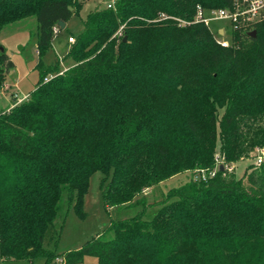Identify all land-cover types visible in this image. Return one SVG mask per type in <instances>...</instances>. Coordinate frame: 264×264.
I'll return each mask as SVG.
<instances>
[{"label": "trees", "instance_id": "16d2710c", "mask_svg": "<svg viewBox=\"0 0 264 264\" xmlns=\"http://www.w3.org/2000/svg\"><path fill=\"white\" fill-rule=\"evenodd\" d=\"M81 1L0 0V30L36 17L39 55L29 97L0 109V257L56 264L44 234L64 195L84 217L95 172L107 209L141 203L143 189L173 174L215 169L171 189L149 217L111 218L59 264H264V158L240 178L227 169L264 147V21L225 48L202 23L159 17L191 20L197 5L231 0H114L68 32L74 64L59 74L60 62L41 56ZM13 67L2 47L0 87Z\"/></svg>", "mask_w": 264, "mask_h": 264}, {"label": "rangeland", "instance_id": "374dc122", "mask_svg": "<svg viewBox=\"0 0 264 264\" xmlns=\"http://www.w3.org/2000/svg\"><path fill=\"white\" fill-rule=\"evenodd\" d=\"M108 1H81L82 9L70 18L67 24L68 31L59 29L53 39L52 48L48 49L41 56L45 66H51L58 60L60 62V74L65 71L63 70L64 68L74 64L70 58L66 57L70 44L74 42L69 41V35L78 34L83 29L82 21L86 14L95 9L104 8ZM217 26H224L227 29L225 21L211 23L208 29L212 32L213 37L216 36L214 28ZM120 30L121 28L118 32ZM37 34L38 23L34 16L8 24L0 30V44L14 63V67L6 73L3 85L0 87V109H5L10 105L13 98L17 99L30 95L39 80V71L37 69L39 55L36 48ZM73 37L74 40L75 36L73 35ZM48 73L47 76H55L57 74L54 71H49ZM261 151L264 153V147L261 149L257 148L251 152L250 157L247 159H242L239 162L231 164L236 178L242 177L246 173L248 166H257L255 159L258 154H261ZM101 177V173L95 172L89 178L88 188L84 196V217L80 218L72 206L68 209L66 196L62 197L59 211L60 216L56 218L52 226L48 227L42 243L43 249L55 252L56 264L60 263V259L58 258L60 254L68 250L78 249L92 238L101 234L109 224L111 218H127L140 212L142 209L145 210V217H149L159 207L160 203L165 200L171 189L185 184L191 178H197L198 175L197 170L173 174L159 183L143 189L141 194L136 197L137 200L142 198L143 201L141 203L107 209L103 206L99 190ZM104 237H110V234L108 233ZM0 264H44V259L36 257L32 260H9L0 257ZM80 264L99 263L97 258L86 256Z\"/></svg>", "mask_w": 264, "mask_h": 264}, {"label": "built area", "instance_id": "2783aa9c", "mask_svg": "<svg viewBox=\"0 0 264 264\" xmlns=\"http://www.w3.org/2000/svg\"><path fill=\"white\" fill-rule=\"evenodd\" d=\"M114 0H110L107 3V7L112 6ZM173 19L179 26H185L193 23H202L207 27L210 24L218 21H225L227 29L224 26H217L214 28L216 36L214 39L217 44L221 47H231L233 42V33L240 32V34L247 33L253 29L256 30V26L264 21V0H231L229 5L222 8H204L200 5L196 6L194 16L191 20H182L174 16H168L161 14L159 19ZM57 32L58 29H55ZM120 34V32H118ZM69 41L73 42V37L68 38ZM52 76L49 75L44 78L47 81ZM264 153L256 156V165H260L263 161ZM216 166H220L222 161L219 157L215 158ZM227 169L232 170L231 165L227 166ZM215 169L206 173L204 170L197 172L198 177L205 179L207 175L213 176Z\"/></svg>", "mask_w": 264, "mask_h": 264}, {"label": "water", "instance_id": "95a60500", "mask_svg": "<svg viewBox=\"0 0 264 264\" xmlns=\"http://www.w3.org/2000/svg\"><path fill=\"white\" fill-rule=\"evenodd\" d=\"M69 9L71 10V7H69ZM58 26L60 27V29H64V27H65V23H64L63 21L59 20V21H58ZM256 34H257V31H256L255 29H253V30L247 32V35H248L249 37H251V38H255V37H256ZM124 40H125V37H124ZM0 50H2V47H0ZM219 167H220V169L223 168L222 165H220Z\"/></svg>", "mask_w": 264, "mask_h": 264}, {"label": "crops", "instance_id": "0c3cea01", "mask_svg": "<svg viewBox=\"0 0 264 264\" xmlns=\"http://www.w3.org/2000/svg\"><path fill=\"white\" fill-rule=\"evenodd\" d=\"M68 67H70V66H68ZM67 68H64L63 70H66ZM28 97H29V95H25V96H23L21 98H17V99L13 98L12 103L10 105H8L5 109H1V110H9L11 107H13L14 105L19 104L20 102H22L23 100L27 99Z\"/></svg>", "mask_w": 264, "mask_h": 264}]
</instances>
